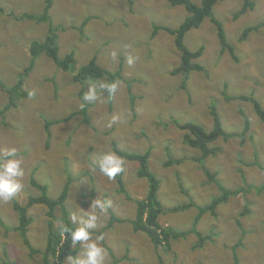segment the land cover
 <instances>
[{
  "label": "rangeland",
  "instance_id": "374dc122",
  "mask_svg": "<svg viewBox=\"0 0 264 264\" xmlns=\"http://www.w3.org/2000/svg\"><path fill=\"white\" fill-rule=\"evenodd\" d=\"M192 1L200 6L203 0ZM242 4L243 0H221L214 7L234 55L223 51L218 30L207 18L185 37L190 50L204 48L198 62L205 70L174 76L172 71L181 63L175 37L165 30L155 37L153 33L156 26L179 28L189 15L185 6H173L167 0H52L50 18L38 22L19 17L26 13L39 17L47 0H0V109L9 103L7 91L30 64L32 42L43 41L57 28L59 56L74 53L68 71L42 54L23 77L22 89L33 97L21 99L17 107L0 115V158L15 148L25 161L21 191L11 201H0V219L9 227L6 230L0 225V264H46V207L36 204L29 210L33 223L27 237L39 253L31 254L20 233L13 230L18 225L14 200L26 204L30 195H38L30 183L36 167L40 168L35 177L48 185L50 197L57 198L68 177L73 179L66 201L69 214L81 215L80 208L90 210L96 199L111 202L109 208L118 220L107 228L112 218L108 209L90 230L95 240L98 232L107 228L102 246L109 253L108 264L114 263L113 254L120 259L118 264H234L235 244H239V264H264V191L249 187L264 185V121L253 101L228 100L229 96H247L264 108V26L241 40L247 27L264 23V0H257L253 10L234 20ZM130 56L132 65L127 63ZM91 60L112 72L122 67L123 76L113 81L107 77L84 81L83 97L89 85H95L99 99L86 101L93 103L88 122L81 114L70 119V114L82 108L84 99L80 96L83 84L74 81V75ZM101 82L118 84L112 99L99 89ZM213 104L227 132L242 133L246 120L251 129L243 138L218 140L221 151L208 157L203 169L193 160L200 151L183 142V132L172 120L194 122L211 130ZM47 119L61 120L50 127L48 145ZM113 142L130 152L150 150V167L160 179L163 213L159 223L187 233L172 241V250L154 247L144 232L134 230L131 220L136 216V202L119 192L117 179L109 180L96 168L102 155L114 152ZM172 159L185 161L166 165ZM123 160L128 194L133 200L144 199L148 182L138 177L139 164ZM211 174L226 188H244L246 192L219 205L218 215H203L196 229L212 239L197 248L199 237L189 231L198 207L219 195V185L209 180ZM192 202L195 207L175 212L181 204ZM56 215L55 225H59L61 211ZM86 248L81 242L77 255ZM65 259L50 261L65 264Z\"/></svg>",
  "mask_w": 264,
  "mask_h": 264
},
{
  "label": "trees",
  "instance_id": "16d2710c",
  "mask_svg": "<svg viewBox=\"0 0 264 264\" xmlns=\"http://www.w3.org/2000/svg\"><path fill=\"white\" fill-rule=\"evenodd\" d=\"M173 6H185L188 17L184 21L179 28L173 29L166 26L155 27L153 37H155L160 30H165L172 34L175 37V44L178 50L181 52V63L180 65L172 71V75H178L181 73H188L190 71H204V66L198 62V59L203 55L204 48L200 47L196 51L190 50L185 44V37L186 34L192 29H198L204 22L205 19H210V21L216 26L218 30V37L221 44V47L224 50H228L231 55H234V47L228 42L226 32L223 28L222 23L216 18L214 14V7L215 5L220 2L221 0H203L201 5L195 4L192 0H167ZM52 0H47V7L44 9L43 13L39 17H33L32 15L26 13L19 17V19H30L35 20L38 22L47 21L49 17V8L51 7ZM257 0H243V4L241 9H239L233 19L237 20L240 16L244 15L245 13L253 10L256 6ZM3 12V9L0 8V13ZM264 26V23L256 24L253 26L247 27L245 31L242 33L241 40H245L250 33L256 31ZM56 29L52 28L50 31V35H47L43 41H34L30 45V54H31V61L29 66L25 69L24 73H22L21 79L19 82L11 88V90H6L10 95L9 103L4 106L3 109H0V115L4 116V114L13 107H17L18 102L21 99L33 97V95L22 89L23 86V77L28 75L33 69L36 64V60L42 55L45 54L49 57L52 61L56 63V65L62 68L65 71L69 70V66L74 64V53L69 54L65 58H61L59 56V45L57 43V34ZM75 71V70H72ZM123 76L122 67L118 68L117 71L112 72L108 69H101L95 62V60H91L87 65L80 68L77 73L74 75V81H80L82 85V89L80 92V96L83 98V94L85 91L84 88V81L89 79H95V81L100 80L102 77L110 78L112 81L117 79V77ZM1 84V83H0ZM130 89H128L129 93ZM18 92V95L15 94ZM225 96V91L223 92ZM111 99L113 95H110ZM253 97V96H251ZM238 99L242 101H253L254 108L259 115V117L264 121V108L261 106L260 102L255 100L254 98H250L247 96H229L228 100ZM92 102H86L83 99V106L79 111L70 114V119L73 115L81 114L84 116L86 122L89 120L88 109L92 106ZM211 115L213 119V128L211 130H206L202 125L194 123V122H187V123H180L178 120L173 119V123H176L181 131L183 132V142L190 146L191 148H195L200 151V156L195 157L193 160L197 161L201 167L204 169L205 162L208 157L218 154L221 151V147L216 145L218 140H225L226 142L233 137L243 138L251 129L249 120H246L245 127L242 133L238 132H227L223 126L220 112L216 106L211 108ZM61 120H52L47 119L44 123V128L47 132V145L50 141L51 131L50 127ZM113 149L114 152L120 156L121 158L127 161H136L139 166L137 169L138 177L145 179L148 182V192L144 199L141 200H133L128 194L126 190V185L123 180V173L121 172L118 174L115 179L119 184V192L124 194L127 199L131 201H135L137 205L136 216L135 219L131 220L134 230L136 232H144L150 241L153 243L154 247H164L167 250H172V241L183 237H186L187 233H183L181 231L173 230L171 227H163L159 223V217L163 213V204L159 199V186H160V179L158 178L157 174L152 170L150 167V150H146L145 152H135V151H126L121 149L117 142H113ZM185 160L184 159H177L171 160L170 162L166 163V165L170 164H182ZM40 167H36L33 171V175L30 179V183L33 185L34 188L37 189L38 195H30L29 201L26 204H22L16 200L13 202L14 210L18 214V225L13 228L14 231L20 233L25 246L29 249L31 254L39 253L37 249L33 247L29 238L27 237L29 226L33 223V217L29 215V210L35 206L36 204H42L47 209V215L49 217L48 220V244L47 249L44 252L45 262L46 264H52L51 259H56L59 262H62L66 257L69 255L76 256L78 250L76 248L71 247L70 245V237L69 241L65 242L61 240L60 237V225L64 224L70 228L75 229V225H73L70 214L68 213L67 207V199L70 194L71 185L73 179L68 177L66 184L64 185L61 194L57 197H50L48 190L49 187L47 184L41 183L39 180L36 179L35 173L38 171ZM99 170V165L96 166ZM264 170V168H262ZM210 175V181L218 184L219 188V195L214 198L211 202L206 204L203 207H198V215L194 219V225L189 233H196L199 237V243L195 245L197 248H202L205 245L207 240L212 239L210 234L204 235L196 229L197 223L203 217L204 214L210 213L213 216L218 215L217 210L218 206L227 203L231 196H238L241 192L246 190L243 189H235L231 190L223 186L219 181H217L215 176ZM250 188H255V190L259 193L264 191V185L259 187H254L253 185H249ZM196 204L188 203V204H181L180 206L176 207L174 210L175 212L183 211L189 209L190 207H195ZM61 211V217L59 218L60 224L55 225V220H58V216L56 215L57 211ZM109 213L111 214V220L108 223L107 228H109L114 221L118 219L114 216L111 209L109 208ZM0 225L3 226L6 230H9V227L0 219ZM104 228L103 230H106ZM11 230V229H10ZM103 230L98 232L99 235H103ZM239 244H235L233 246V260L234 264H239V259L237 255V248ZM114 263L118 264L120 259L114 256Z\"/></svg>",
  "mask_w": 264,
  "mask_h": 264
},
{
  "label": "clouds",
  "instance_id": "9594fccd",
  "mask_svg": "<svg viewBox=\"0 0 264 264\" xmlns=\"http://www.w3.org/2000/svg\"><path fill=\"white\" fill-rule=\"evenodd\" d=\"M115 56L116 54L113 53V58H115ZM127 63L132 65L134 59L130 56ZM117 88V83L101 82L99 84V89L103 93L107 91L109 96L114 94ZM83 98L85 101H95L99 99L97 87L95 85H89L88 91ZM4 155L6 158H0V201L8 202L22 189L21 180L24 178L22 165L25 161L22 156L17 154L15 148L8 150ZM99 170L109 180H114L115 177L124 170V160L115 152L109 151L99 159ZM110 206V201L96 199L90 210L84 211L80 208L81 215H77L75 212L70 213V219L73 225L79 224V227L73 229L64 224L60 225L59 232L61 240L67 242L70 237L72 249L80 245L81 242L87 245L86 250L79 251V255H69L65 259V264H108L109 253L107 249L102 246L104 236L100 235L93 240L90 230L97 226L100 215L106 214ZM83 217H87V219H83Z\"/></svg>",
  "mask_w": 264,
  "mask_h": 264
}]
</instances>
